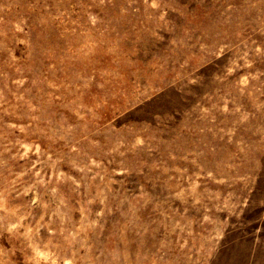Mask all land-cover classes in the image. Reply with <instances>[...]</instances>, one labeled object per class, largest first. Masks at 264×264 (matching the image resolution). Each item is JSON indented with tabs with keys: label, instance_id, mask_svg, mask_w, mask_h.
<instances>
[{
	"label": "rangeland",
	"instance_id": "rangeland-1",
	"mask_svg": "<svg viewBox=\"0 0 264 264\" xmlns=\"http://www.w3.org/2000/svg\"><path fill=\"white\" fill-rule=\"evenodd\" d=\"M0 264H264V0H0Z\"/></svg>",
	"mask_w": 264,
	"mask_h": 264
}]
</instances>
